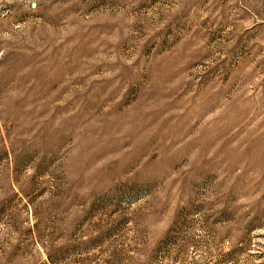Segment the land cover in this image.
Listing matches in <instances>:
<instances>
[{"label":"rangeland","instance_id":"rangeland-1","mask_svg":"<svg viewBox=\"0 0 264 264\" xmlns=\"http://www.w3.org/2000/svg\"><path fill=\"white\" fill-rule=\"evenodd\" d=\"M0 264H264V0H0Z\"/></svg>","mask_w":264,"mask_h":264}]
</instances>
